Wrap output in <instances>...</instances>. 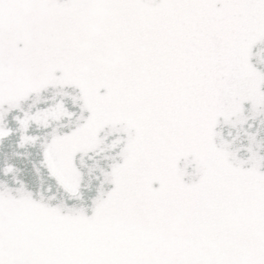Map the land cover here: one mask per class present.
I'll return each instance as SVG.
<instances>
[{
    "label": "snow or ice",
    "instance_id": "1",
    "mask_svg": "<svg viewBox=\"0 0 264 264\" xmlns=\"http://www.w3.org/2000/svg\"><path fill=\"white\" fill-rule=\"evenodd\" d=\"M0 264H264V0H0Z\"/></svg>",
    "mask_w": 264,
    "mask_h": 264
}]
</instances>
